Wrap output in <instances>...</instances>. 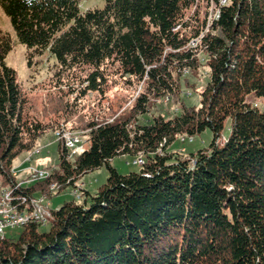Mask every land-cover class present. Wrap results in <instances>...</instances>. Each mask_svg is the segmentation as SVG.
Segmentation results:
<instances>
[{
  "label": "trees",
  "instance_id": "16d2710c",
  "mask_svg": "<svg viewBox=\"0 0 264 264\" xmlns=\"http://www.w3.org/2000/svg\"><path fill=\"white\" fill-rule=\"evenodd\" d=\"M0 8L28 66L49 52L51 78L76 99L143 81L130 108L137 115L151 98L178 96L180 73L198 67L199 49L209 68L199 107L181 102L178 113L148 123L131 122L130 112L86 115L88 147L68 159L59 141L57 170L19 191L34 197L56 183L51 199L101 166L105 183L94 195L83 189L89 202L52 209L47 230L30 223L0 237V264H264V110L247 100L264 99V0H104L84 11L78 0H0ZM190 39L199 42L187 47ZM12 47L0 28V187L17 182L12 162L50 128L27 112L25 90L4 61ZM206 129V148L188 156L167 149ZM139 153L138 171L111 165Z\"/></svg>",
  "mask_w": 264,
  "mask_h": 264
},
{
  "label": "rangeland",
  "instance_id": "374dc122",
  "mask_svg": "<svg viewBox=\"0 0 264 264\" xmlns=\"http://www.w3.org/2000/svg\"><path fill=\"white\" fill-rule=\"evenodd\" d=\"M78 1L81 11L94 7L101 8L104 5V0ZM218 1L222 2L224 0ZM215 14L216 11L213 15L209 14L208 18L211 19ZM0 28L10 33L13 39V47L6 55L4 61L6 65L12 67L16 71L17 79L25 90L28 100V114L42 122L48 123L50 127L38 138L33 148L22 151L12 162L10 172L18 183H25V180L30 176V172L33 170L28 165L31 163L32 166H37L34 160L38 157H44L45 159L43 164L38 165V167L51 168V172L47 171L48 177L52 172L57 170L59 161L57 147L59 141H61V139L58 138V134H56L57 131L62 130L65 132L67 131L69 134L80 135L82 146L87 148L89 144L87 141V131L83 129L85 124L84 121H86V115L93 112L101 115L102 119L114 118L117 115L119 116L130 112L128 117L131 122L133 118H136L139 123H148L151 122L156 115L171 117L178 113L180 111L181 102L187 106H200V92L205 87L209 77V68L207 66L208 56L201 49L197 52L198 67L194 70L183 69L180 73V92L178 96L176 98H171L165 95L151 98V107L145 113H138L136 115L135 112H131L130 108L133 106L136 96L143 88V81L131 87L121 86L120 83L117 85L113 84L108 88L104 96H101L95 91H88L83 97L76 99V93H71L70 89L66 86H56V81L51 78L55 57L49 52L46 51L42 55L34 57L32 66H28L26 48L16 40L13 28L1 8ZM206 31L205 29L204 32ZM198 42L199 39H190L187 47H195V44H198ZM247 100L264 110L263 98H257L250 94L247 96ZM228 127L229 121H226L223 130L224 135L228 134ZM223 137L218 141L224 140ZM211 138L212 133L208 129L200 134H195L193 137L180 135L176 137L167 149L188 156L190 153H195L199 149L206 148ZM35 149H39L40 153H34ZM68 152L69 158L73 159L75 155L81 152V147L71 148ZM138 158L144 159L141 153L135 156L118 155L111 160V165L122 174L129 171H138L140 168ZM107 176L108 172L105 166H101L79 176L69 187L50 199L51 208L57 209L64 201L68 200L82 202V200L86 198L89 202L91 200L90 196L82 197L83 189L87 190L91 195H94L98 187L105 183ZM39 178L40 179L36 178L34 182L30 184L41 182L44 179V177ZM44 185L45 194L53 193L58 189L56 183H44ZM73 191H76V193L73 194ZM45 194H40L38 196H45ZM1 195L2 188L0 187V196ZM45 197L47 198V196ZM21 229V227L8 229L7 234H4V236L17 237ZM40 229L47 230L48 224L41 226Z\"/></svg>",
  "mask_w": 264,
  "mask_h": 264
},
{
  "label": "built area",
  "instance_id": "2783aa9c",
  "mask_svg": "<svg viewBox=\"0 0 264 264\" xmlns=\"http://www.w3.org/2000/svg\"><path fill=\"white\" fill-rule=\"evenodd\" d=\"M56 134H58V138L61 139L67 151L74 147H81L82 153V151L86 149L84 146H82L80 135L69 134L67 131L65 132L62 130L57 131ZM138 162L141 165L143 163V160L139 158ZM28 166L33 169V176H28L25 183L14 182L8 185V187H1L3 193V201H0V234H7L8 229H14L17 227L22 228L27 224L35 223V221H43V226L49 223L51 210L53 209L51 208L50 198H42L40 199V201H38V213L30 212V215L26 216L16 215V208H29L30 194L22 193L19 191V189L24 187L25 185L33 183L34 178L46 177L47 171L51 170L50 167L32 166L31 163ZM73 192V194L76 193V191Z\"/></svg>",
  "mask_w": 264,
  "mask_h": 264
},
{
  "label": "bare ground",
  "instance_id": "6f19581e",
  "mask_svg": "<svg viewBox=\"0 0 264 264\" xmlns=\"http://www.w3.org/2000/svg\"><path fill=\"white\" fill-rule=\"evenodd\" d=\"M218 1V0H217ZM227 1L228 0H224V1H222V2H220V1H218V3H219V5H224V4H226L227 3ZM211 14V13H210ZM218 14H219V10L217 9L216 10V14L214 15V17H217L218 16ZM183 139V138H182ZM34 153H40V150L39 149H35L34 150ZM29 156V155H28ZM29 159V158H28ZM138 160H139V158H138ZM32 170V169H31ZM51 172V171H50ZM49 172V173H50ZM48 173V172H47ZM30 176H33V170L30 172ZM47 177H48V175H46ZM50 176V175H49ZM47 177H44V179H46ZM28 178V177H27ZM42 178V177H41ZM36 178H34V180H35ZM37 179H40V178H37ZM43 179V180H44ZM26 181V180H25ZM20 183V182H19ZM23 183V182H22ZM45 196H47V195H45ZM44 195H42V196H31L30 198H29V208H27V207H21V209L18 207V208H16V215L17 216H26V215H30V212L31 213H38V201H40V199H42V198H46ZM48 198V197H47ZM80 198V197H79ZM79 198H77V199H79ZM0 201H3V193H2V195L0 196ZM35 223H39V224H43V221H35ZM4 236V234H0V237H3Z\"/></svg>",
  "mask_w": 264,
  "mask_h": 264
},
{
  "label": "crops",
  "instance_id": "0c3cea01",
  "mask_svg": "<svg viewBox=\"0 0 264 264\" xmlns=\"http://www.w3.org/2000/svg\"><path fill=\"white\" fill-rule=\"evenodd\" d=\"M35 162V165H40V164H43V162L45 161L44 157H38L34 160Z\"/></svg>",
  "mask_w": 264,
  "mask_h": 264
}]
</instances>
